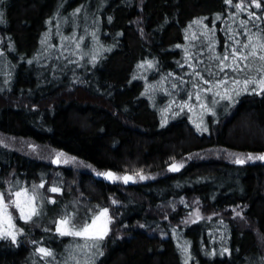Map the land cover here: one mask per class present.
Instances as JSON below:
<instances>
[{
  "label": "trees",
  "instance_id": "1",
  "mask_svg": "<svg viewBox=\"0 0 264 264\" xmlns=\"http://www.w3.org/2000/svg\"><path fill=\"white\" fill-rule=\"evenodd\" d=\"M235 3L3 0L0 136L6 144L0 142V190L16 183L38 186L44 179L51 184L59 180L57 171L66 184L59 199L44 204L37 222L21 225L16 242L0 239V264H75L79 237L55 231L59 212L74 213L79 226L112 197L121 213L95 264H185V242L188 264H264V160L235 162L237 155L264 153V94L241 92L232 103L215 96L216 89L201 90L215 113L205 111L199 120L204 127L194 120L196 110L182 104L196 90L213 87L194 72L223 77L214 57L234 43L230 36L245 41V25L252 33L264 30V10L245 0L257 19L248 11L237 14ZM142 61L153 64L138 67ZM206 69L213 70L211 77ZM7 139L74 157L91 171L57 170ZM174 163L183 167L172 171ZM109 170L134 175L136 182L107 184L96 175ZM192 202L208 217L185 223ZM40 246L52 249L54 259L37 253Z\"/></svg>",
  "mask_w": 264,
  "mask_h": 264
},
{
  "label": "snow or ice",
  "instance_id": "2",
  "mask_svg": "<svg viewBox=\"0 0 264 264\" xmlns=\"http://www.w3.org/2000/svg\"><path fill=\"white\" fill-rule=\"evenodd\" d=\"M3 0H0V4H2ZM251 5H255L256 8L264 10V4H262L261 0H250ZM226 4L233 5V0H225ZM82 7V6H81ZM81 7H78L74 10L73 15L79 13L81 11ZM234 7L236 9L237 14L240 11H248L250 17H257L256 12L251 11L250 6L245 8V0H239V3H235ZM218 18L220 14H217ZM3 13L0 12V22H3ZM109 19H111L109 17ZM195 23H202V20H197ZM241 24H245L243 20L240 21ZM205 29L208 28V25H203ZM244 31L248 33L247 39L242 41L240 39H236L235 36H230L229 40H232L234 43L232 45H226L222 54L217 55L214 57L216 63L214 68L217 69L219 72L224 73L222 78H218L215 80L205 79L204 74L199 71L194 72V75L199 77L201 80L204 81L205 85L212 84L213 87H204L202 91L204 93H213L214 95L219 97L222 100L231 101L232 103L236 102V97L241 94V92H254L264 94V30H260L256 33L250 32V30L245 25ZM212 30L209 29L208 32L205 33V36H210ZM47 35V33L45 34ZM236 35H240L239 32ZM95 36V33H93ZM81 40L83 37L80 38ZM44 41H42L43 43ZM210 46L214 45L215 38L214 34L210 36L209 39ZM76 47H80L79 41H77ZM100 51H103V46H99ZM111 50L110 48L108 49ZM212 50L215 51V48L212 47ZM0 55H4V51L0 49ZM99 52L93 51L92 54V61L95 62L98 58ZM31 63V61H28ZM147 63L148 65H152V61H142L138 67H143V65ZM191 66V65H190ZM225 69H230L233 75H228V73L224 72ZM208 75L211 77L213 75L212 69H206ZM231 82L234 87L229 88L227 85ZM239 86V87H235ZM176 87V85H173ZM194 88H199L200 85L194 84ZM195 98L198 101H201L199 107L205 111L213 112L214 108L209 107L208 103L205 102V98L201 96V92L197 91L195 93ZM192 96H188V101H191ZM188 101L182 102V104H187ZM213 103H218V101H214ZM191 110V109H189ZM199 127V125H198ZM207 130L206 128L204 129ZM63 155V154H61ZM75 159L74 157L72 158ZM252 159H260L264 160V153H260L258 156H253L252 153L247 154V160ZM56 163H61L60 156H57ZM67 163V161H63ZM237 164H244L246 162L245 159L240 158L239 155L236 157ZM172 171H178L180 167H183V164H171L169 165ZM97 175L104 176L108 180L112 182L116 181H123L125 184L129 183L136 179V176L124 174L120 175L111 170L107 172L100 173L98 172ZM139 179H147L141 173L139 174ZM33 193L29 194L27 189L20 188L19 190L13 192L12 186L9 187L7 190L8 199H5L6 192L0 191V239H9L12 242L17 241V237L20 233L24 232L22 227H17L14 222V218L12 212L10 211V206H14L15 209L19 210V218L24 220L25 222L32 221L34 216H38L40 214V210L37 206L36 202V193L35 189L37 187H43V181L39 186L33 184ZM51 192H61L62 189L53 185L50 189ZM52 199V198H49ZM54 203V199L52 200ZM116 203V201H113ZM43 204V201H40V205ZM199 213V209L196 210ZM109 209L103 208L98 213L90 217L89 220L85 221L81 225L77 226L74 223V216L75 214L66 215L61 217L57 224L55 231L59 233L61 236H72V237H79L82 238L84 243L77 244L76 247L82 250H96V252L88 257L86 264H95V255H103V249L101 247L102 242L105 238H107L110 232V223L112 217L109 216ZM238 215H242L238 213ZM33 243H37L33 241ZM183 254L185 255V264H188V260L190 259V245L188 242H185L183 245H180ZM230 250L225 248L223 252H229ZM36 252L39 253L43 258H53L54 259V252L52 249H49L44 246H40L36 249ZM213 254H215V250H213ZM223 254V253H221ZM75 260V257H72ZM67 264V261H65ZM79 264V262H77Z\"/></svg>",
  "mask_w": 264,
  "mask_h": 264
},
{
  "label": "rangeland",
  "instance_id": "3",
  "mask_svg": "<svg viewBox=\"0 0 264 264\" xmlns=\"http://www.w3.org/2000/svg\"><path fill=\"white\" fill-rule=\"evenodd\" d=\"M202 89L203 88H200V89L196 90L195 92L189 94V95L192 96L191 101H188V97H186V101H188V103L186 105L189 107V109H191V112L196 110V112L194 114V120L199 124L200 127H204L203 122H201L199 120H202V118H204L205 110H203V109H201L199 107L201 101L196 100L195 93L197 91L201 92ZM201 96L203 98L205 97V95H203V94H201ZM179 101L180 100L178 98L176 103H174V105H179L180 104ZM205 102L208 103V99L207 98H205ZM174 105H172V106H174ZM179 108H180V110L182 109V107H179ZM170 110L171 109L168 106L167 107V111L169 112ZM8 141L11 142L10 144L15 145L14 147H15V149H17V151H19V152H21V153L25 154L26 156L31 157L33 159L45 161V162L51 164L57 170L68 168V169H72L74 172H88V171L90 172L91 171V169L88 166L84 165L83 163L79 162L78 160H76V159L73 160L72 158H70V157H68V156H66L64 154L61 155V153H58L56 151L48 150L46 148H42L41 146H37L35 143H33V142L29 141V140L16 139V140H13V141H11V140H8ZM0 142L6 144L4 142V139L1 136H0ZM57 156H60V159L62 161L59 164L55 162ZM244 158H245V160H247L246 156ZM65 160L67 161V163L63 162ZM57 172H59L58 175H57V176H59V178H58L59 180L58 181H55V182L52 181L54 184H52V182L50 184V182L48 183V181H46L44 179V180H42L43 181V187L42 188L38 187L37 189H35L36 202H37V206H38V208L40 210V214L38 216H34L32 221L25 222L24 220L20 219L19 218V210L15 209L14 206H10V211L12 212V215H13V218H14V222L17 225V227H21V225L32 224L34 221L37 222L39 220L40 215L42 214L43 209H45L44 208V206H45L44 204L48 203V202L53 204V202H52L53 199H54V201H56V199H59L61 197V195L63 194L62 193L63 190L61 192H51L50 191V189H51V187L53 185H55L56 187H58L60 189H63V184L64 185L66 184V181H64V180H63V184L61 182V179H62L60 177L61 171H57ZM94 174H95V172H94ZM124 174H126V173H124ZM124 174H122V175H124ZM102 179H104L105 183H107V184L108 183H110V184L113 183L112 181L108 180L104 176L102 177ZM140 181L145 182L146 179H140ZM41 182L38 184V186L41 184ZM135 182H136V179H134L132 181H129V183H127V184H125L122 180L121 181H116L114 183H116L117 185L121 184V185H124L125 187H127V186H130V185L134 184ZM24 184H26V183H24ZM24 184L20 185L19 183H16L13 186H12V184L6 185V196H5V199L6 200L8 199L7 190L9 189L10 186H12V191L13 192L19 190L20 188H25V189H27L29 194H32L33 193V187L32 186H28V185H24ZM26 186H28V187L26 188ZM74 186H76V184L73 181L72 188H74ZM64 191H65V189H64ZM76 193H78V194L80 193V195L82 196V194H83L82 189L80 190L78 187H76ZM49 198H52V199H49ZM41 200L43 201L42 205H40V201ZM113 201H116V203H113ZM105 204H106V207L109 209V213H108L109 216L112 217V220H111V223H110V229H112V225L117 224V220H118L117 217L120 216L121 212H119V211H120V208H121V204L113 197L110 200H108ZM192 205L194 207L193 212L185 220V223H187V222L188 223H193L195 221L203 219L204 217H208V215H206L202 211V208L200 207V205L197 204V202H192ZM197 209H199V213H197V211H196ZM69 212L70 211L67 210L66 213H69ZM64 214H65L64 212H59V217L60 218L63 217ZM234 216H236V217L238 216L240 218V216L239 215H235V213H234ZM84 222L85 221H82V223H84ZM78 242H79V244H83L84 243L82 238H79ZM75 250H76L75 251V254H76V262H75V264H77V262H79V264H86V261H87L88 257L92 256L96 252V250H92L90 252V251H88L86 249L82 250L80 248H76ZM97 257H98V255H95V261H96Z\"/></svg>",
  "mask_w": 264,
  "mask_h": 264
},
{
  "label": "flooded vegetation",
  "instance_id": "4",
  "mask_svg": "<svg viewBox=\"0 0 264 264\" xmlns=\"http://www.w3.org/2000/svg\"><path fill=\"white\" fill-rule=\"evenodd\" d=\"M108 184H110V183H108ZM112 184V183H111Z\"/></svg>",
  "mask_w": 264,
  "mask_h": 264
}]
</instances>
